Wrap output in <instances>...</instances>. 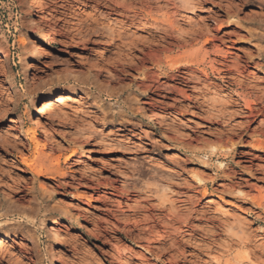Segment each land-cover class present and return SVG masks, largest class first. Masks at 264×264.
<instances>
[{
	"label": "rangeland",
	"instance_id": "rangeland-1",
	"mask_svg": "<svg viewBox=\"0 0 264 264\" xmlns=\"http://www.w3.org/2000/svg\"><path fill=\"white\" fill-rule=\"evenodd\" d=\"M28 1L0 0V91L17 94L0 203L42 210L12 222L0 264H264V0ZM48 94L65 99L40 113Z\"/></svg>",
	"mask_w": 264,
	"mask_h": 264
},
{
	"label": "bare ground",
	"instance_id": "bare-ground-1",
	"mask_svg": "<svg viewBox=\"0 0 264 264\" xmlns=\"http://www.w3.org/2000/svg\"><path fill=\"white\" fill-rule=\"evenodd\" d=\"M148 1V3H149V1H152V0H147ZM29 1L28 0H23V11H25V12H27V11H29L30 10V8H29V5L27 4ZM85 2H87V3H89V2H92V3H94L95 4V9H97V11H98V13H99V11H102L103 9H107V10H110L111 12H113L115 15H118V14H116V13H119V11H120V8H119V1L118 0H86ZM124 3V2H123ZM51 5V4H50ZM121 5V4H120ZM148 5V4H147ZM32 6L33 7H35V6H37L36 4H35V2H33V0H32ZM41 6V5H40ZM150 6V5H149ZM148 6V7H149ZM41 7H46L45 9L47 10L48 8L47 7H49V4H42V6ZM64 7V6H63ZM122 7H123V5H122ZM38 8H39V6H38ZM129 8V7H128ZM131 8V7H130ZM41 9V8H40ZM43 9V8H42ZM138 10V9H137ZM137 10H133L132 9V11H133V15L132 16H130L129 14H126V13H132L131 11H128L127 9L126 10H124V9H122L121 11H122V13H124V18H125V22H129L131 25L132 24H134V23H139V22H141L142 20V18L143 19H147V15H144L141 11H137ZM140 10V9H139ZM96 11V12H97ZM128 11V12H127ZM110 12V13H111ZM97 13V14H98ZM101 14V13H100ZM99 14V15H100ZM119 14H121V13H119ZM149 14V13H148ZM89 15V14H88ZM123 15V14H122ZM52 16V15H51ZM120 17H121V15H119ZM138 16H140V18L141 19H138L139 17ZM89 17V16H88ZM91 17V16H90ZM102 17H104L103 15H102ZM99 18H101V17H99ZM108 18V17H107ZM54 19V18H53ZM57 19V18H56ZM88 19V18H87ZM90 19V18H89ZM92 19V18H91ZM93 20V19H92ZM101 20V19H100ZM88 21V20H87ZM86 21V23H85V25H83L82 23V29L81 30H77L78 32H79V34L78 35H80V36H82V34H84V36H87L88 38H89V36H90V34H94V33H96L97 32V28H96V26H94L93 24H92V22L94 23V21H92L91 23H89L88 24V22ZM90 21V20H89ZM122 21H124V20H122ZM121 21V22H122ZM149 21V20H148ZM39 22V21H38ZM97 22H99L98 24H102V23H100V21H98L97 20ZM41 23V22H40ZM80 23V22H79ZM117 23V22H116ZM124 23V22H123ZM122 23V24H123ZM147 23H149V22H147ZM80 24V25H81ZM105 24V23H104ZM104 24H103V26H104ZM118 24H120L119 22H118ZM128 24V23H127ZM142 24V23H141ZM150 24H153L152 22L150 23ZM124 25H125V23H124ZM131 25H129V26H131ZM142 25H144V23L142 24ZM26 25H24L23 26V28H27V27H25ZM92 26V27H91ZM101 26V25H100ZM115 26V25H114ZM127 26V25H126ZM138 26V25H137ZM151 26V25H150ZM154 26V25H153ZM156 26H158V25H156ZM156 26H155V29H157L156 28ZM162 25H160V27H161ZM81 27V26H80ZM105 27V26H104ZM133 27H135V26H133ZM163 27V26H162ZM161 27V28H162ZM126 28V27H125ZM171 28V27H170ZM79 29V28H78ZM99 29V28H98ZM105 29V28H104ZM106 29L107 30H109L110 31V33L111 32H113L114 31V28H111V26H107L106 27ZM163 29V28H162ZM167 29V28H166ZM124 30V29H123ZM128 30V29H127ZM161 30V29H160ZM169 31V30H168ZM172 31V30H171ZM158 32H161V31H159V29H158ZM166 30L165 29H163L162 30V33H163V35L164 34H166ZM98 33V32H97ZM114 33H116V32H114ZM127 33V32H126ZM117 34V36L119 37L120 35H118L119 33L117 32L116 33ZM97 35V34H96ZM102 35V34H101ZM124 35H126V34H124ZM162 35V36H163ZM128 35H126V36H124V39H125V37H127ZM166 36V35H165ZM169 36V35H168ZM167 36V37H168ZM171 36V35H170ZM169 36V37H170ZM79 37V36H78ZM154 37V36H153ZM168 37V38H169ZM85 38V37H84ZM116 38V37H115ZM121 38H123V37H121ZM120 37L118 38V40L119 41H121L122 39H121ZM131 38V37H130ZM86 39V38H85ZM111 39V38H110ZM117 39V38H116ZM170 39V38H169ZM117 40V41H118ZM161 40H162V38H161ZM163 40H164V37H163ZM166 40V39H165ZM178 40V39H177ZM131 41H132V38H131ZM125 42V41H124ZM165 42V41H164ZM115 43H116V41H115ZM150 43V42H149ZM156 43V42H155ZM121 46H123V44L125 45L126 44V42L125 43H123V42H121ZM129 43H127V45H128ZM136 44V43H135ZM135 44H134V48L136 47L135 46ZM114 45V44H113ZM152 45V44H151ZM4 46V42L3 41H0V48L1 47H3ZM126 46V45H125ZM132 46V45H131ZM143 46V45H142ZM119 48V47H118ZM124 48V47H123ZM126 48V47H125ZM124 50V49H123ZM132 50V49H131ZM7 56V54H2V57L4 58V57H6ZM6 62V61H5ZM0 73H1V71H0ZM2 89V88H1ZM6 93L4 92V91H2V92H4L5 94H6V97H3V95H2V92L0 91V123H1V121L3 120V118L7 115V96H12V95H17L15 92H13V90H8V92H7V88H6ZM8 93V94H7ZM65 96H62V95H57V96H55V95H52V94H48L47 96H45L44 97V99L41 101V103H40V109L38 110L40 113H46V111H49V110H51V107H52V105L56 102H61V101H63L65 98H64ZM53 99H56V101H54V103H53ZM68 99V98H67ZM15 101V100H14ZM17 101V100H16ZM51 112V111H50ZM51 116L53 115H55L54 117H59V115L57 114V113H54V114H50ZM52 116V117H53ZM12 123H15V124H17L18 122H16L15 120H10ZM32 134L34 135L35 134V131L34 130H32ZM17 138V137H16ZM0 149L3 151V152H5L6 154H7V151H9V153H12V151H15L17 148H16V146L13 144V145H9V144H7V136L5 135V134H1L0 133ZM35 149H36V151H37V149H38V147L37 146H35ZM19 150V149H18ZM28 152V151H27ZM13 155V154H12ZM70 156H68L67 158H69ZM25 162V161H24ZM2 163H4V162H2ZM7 163V162H6ZM0 164H1V162H0ZM4 165V164H3ZM6 165V164H5ZM30 166H31V172H32V174H33V176H35V175H43V174H47V175H49V174H54V173H56V168L55 167H53V166H45L44 164H41V163H36V162H33V163H30ZM1 167V166H0ZM2 168V167H1ZM0 172H1V169H0ZM57 175V174H56ZM5 176V175H4ZM4 180H6L3 176L1 177L0 176V185H4V186H8L7 185V181H5L6 183H3L2 181H4ZM1 182H2V184H1ZM18 182H20V181H18ZM17 186H15L16 188H17V190L19 191L21 188V190L19 191L20 193H23V190L25 189H27V187L25 188V187H22V185H20L19 183L18 184H16ZM23 186H25V185H23ZM11 187V186H10ZM29 189V188H28ZM27 189V190H28ZM15 190V189H14ZM16 190V192H18ZM25 192V191H24ZM17 196V195H16ZM23 197V196H22ZM26 196H24V198H25ZM21 198V197H20ZM23 201V200H22ZM17 203V202H16ZM21 204V203H20ZM12 208H14V207H12ZM11 208V206H8V205H4V204H1L0 203V246L1 245H4L5 243H7L6 242V240H5V237H7V233L8 232H10V231H12V230H14L15 229V227H12L11 225H13V221H15L16 223H18V224H22L23 222H29V223H33V221H35V220H37L39 217H40V213H41V210H42V208H38V209H34V208H14V209H12ZM44 210V209H43ZM18 227V226H17ZM236 228V227H235ZM240 229V228H239ZM50 232H51V234H52V236L54 237V238H60V236H59V234L57 233V231H56V229L55 228H50ZM13 233V232H12ZM1 248V247H0ZM241 260L242 261H244V262H249V258H248V255L247 254H245V256L244 257H242L241 258ZM251 261V260H250ZM225 264H229V263H225Z\"/></svg>",
	"mask_w": 264,
	"mask_h": 264
}]
</instances>
